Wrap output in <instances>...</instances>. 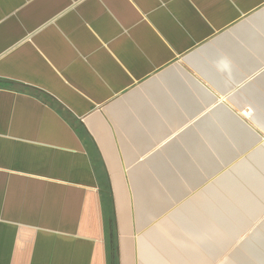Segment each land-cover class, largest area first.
Here are the masks:
<instances>
[{
  "label": "crops",
  "instance_id": "0c3cea01",
  "mask_svg": "<svg viewBox=\"0 0 264 264\" xmlns=\"http://www.w3.org/2000/svg\"><path fill=\"white\" fill-rule=\"evenodd\" d=\"M263 8L264 0H0V264H107L102 193L91 146L105 157L112 176L121 264H182L165 257L169 252L159 238L171 228L168 217H162L167 198L149 171L165 169L161 152L146 155L142 167L135 166L125 176L116 131L109 123L115 118L121 124L127 115L122 107L126 96L143 109L134 97L135 88L184 71L181 59L213 56V66L201 60L216 78H228L236 86L248 82L242 93L251 94L254 84L264 89L263 65L244 74L248 80L234 74L238 69L233 65L249 60L246 48L262 49L263 38L249 34L251 28L264 30ZM253 14L251 24L239 25ZM230 29L242 36L246 48L232 49ZM220 34L225 35L214 41L215 47L227 49L230 58L220 51L218 57L208 43ZM200 46L199 52L187 56ZM192 79L204 101L212 98L213 108L221 106L215 120L224 123L227 108L234 109L228 91L214 85L219 92L214 98V91ZM152 88L155 85L144 90ZM262 101L256 99L261 105ZM190 105L189 98L187 108L177 107L184 113L178 121L167 117L176 111L162 107L166 126L151 124L149 112L138 111L149 120L143 126L156 140L135 139L139 159L150 148L166 145L168 160L176 161L177 131L186 130L179 135L182 143L189 137L191 141V121L205 111V106L199 107L192 115ZM253 114L241 113L264 128ZM203 120L194 121V127L207 130ZM80 123L91 139L82 138ZM128 124H121L120 132L134 131ZM160 129L166 133L157 132ZM123 148L132 165L131 148ZM258 149L264 153V142ZM169 168L167 164L163 184L175 195L176 175ZM151 222L154 225L148 227ZM133 224L140 230L135 236ZM205 260L200 255L194 263L211 264Z\"/></svg>",
  "mask_w": 264,
  "mask_h": 264
},
{
  "label": "rangeland",
  "instance_id": "374dc122",
  "mask_svg": "<svg viewBox=\"0 0 264 264\" xmlns=\"http://www.w3.org/2000/svg\"><path fill=\"white\" fill-rule=\"evenodd\" d=\"M260 11H264V8ZM254 15H249V17L239 22V25L244 23L245 25L251 24L250 21H252L251 18ZM239 25L237 24L234 27ZM227 32L230 33L229 37L231 36L232 41H234L232 49L236 51L239 47L246 48L244 43L241 42L242 36L239 37V35L232 33L231 29ZM225 34L218 35L212 39L213 41L210 40L208 43L215 48L218 57L223 55L230 58V53H227V49L224 48L222 50L219 47H215L214 44L218 37ZM250 35L258 37L260 40L263 38L261 46L264 50V30L251 28ZM202 46L196 48L187 56L199 52ZM246 49L249 51V60L246 62L235 61L233 65L238 69L234 70V74L243 75L248 80L249 77L244 74L248 71L251 72L257 66L263 65L264 67V51L260 48L256 50L252 47ZM252 56L258 62L254 61ZM212 57L203 56L205 61L197 56L188 62H184L181 59L179 61L183 64L184 71L188 72L189 75L188 73L184 74V71L176 70L171 76L162 78L159 83L148 81L140 84L133 92H135L134 97L138 96L139 103L143 104V109L141 110L130 101V96L122 99L124 100L122 107L127 115L121 119V124L125 127L124 125L128 121L127 127L134 130L130 131L129 135L127 132H120L122 126L117 123V120L115 121V118H112L109 124L116 131L119 145V149H116L119 155L118 159L124 164V173L127 176L132 168L137 165L140 167L141 163L148 159V157H145L146 155L153 151L161 152L159 158L164 160L165 169L159 173V171L155 172L149 167V171L150 175H153L154 180L161 185L168 201L162 217H168L171 228L169 233L162 234L161 232L159 237L165 249L169 252L166 255L164 251L167 259L178 260L182 264H193L195 257L201 255L203 259H206L205 261L210 260L211 264H264V153L258 149L261 143L251 141V138L241 127L234 125L228 119L224 123H219L218 119L216 121L215 116H212V114L205 120L204 117L207 116V113L210 114L213 111L214 104L208 105L210 100L204 101L201 90L197 94V90L192 85L193 79L190 74L204 81L216 94H219L215 88L216 86L220 87L221 91H228L226 94L228 97L233 98L231 105L234 110L240 114L242 110L244 112L253 111V115H258L259 123L263 126L264 104L257 103L256 99L264 101V89H261L260 84H254V86H251L253 88L248 87L253 89L251 90L252 92L249 91L251 94L242 93L243 87L248 83L244 81L245 79L235 77L234 80L242 79L244 81L243 84L236 86L228 78H222V80L216 78L206 65L208 63L213 66ZM250 61L252 65L246 69L245 64H249ZM177 62H174L171 67L177 66ZM241 65H244V67H241ZM203 75L207 78L204 79ZM253 80L255 79H251V81ZM154 85L155 88H152L153 90H144L146 86L154 87ZM189 98L192 108L189 110L192 115L198 112L197 109L199 107L203 108L205 106V111L191 121L193 123V138L191 141L189 137L186 140V144L182 143L183 141L179 139V135L186 130L180 129L177 131L176 140H178L179 145L175 146L177 152L173 157L176 161L171 164V161L168 160L169 157L164 152L166 145L161 147L158 145V148L152 149L139 159V151L133 144L136 142L135 139L137 138L136 143H142L144 139L147 143H154L156 140L150 136L153 132H149L143 126V123L149 120L138 111L149 112L147 114L151 124L153 122L166 126L167 117L171 119L174 116L177 121L179 120L178 117H182L181 114L184 113L179 114L177 107L187 108ZM166 106L172 108L176 113L164 115L161 109L164 107L167 110ZM166 115L167 117H165ZM185 118H187L186 113ZM197 119H204L203 126L205 124L207 130L204 127L203 129L194 127V121ZM247 122L256 126L261 135L264 136L263 127L255 125L253 120H247ZM79 126V130L82 131V138L91 139L87 132L83 130L81 123ZM141 127L145 129L141 131ZM161 129L157 132L166 133V130ZM132 136L134 139H132ZM142 137L144 138L140 140ZM126 145L133 152L135 162L131 163L132 165H129L128 160L125 159L123 146ZM90 150L94 159H92L93 168L98 171L99 189L102 193V224L104 225L107 264H121V240L112 176L105 157L101 153L96 155L92 146ZM167 164L170 167L168 172L172 171L173 175H176L173 177L174 187L178 190L175 195L171 190H167V187L163 184L164 181H167L162 175L163 173L166 174ZM127 182L130 184L129 177H127ZM133 225L132 233L135 236L140 233V230L136 224ZM152 225L154 224L151 223L148 227Z\"/></svg>",
  "mask_w": 264,
  "mask_h": 264
},
{
  "label": "water",
  "instance_id": "95a60500",
  "mask_svg": "<svg viewBox=\"0 0 264 264\" xmlns=\"http://www.w3.org/2000/svg\"><path fill=\"white\" fill-rule=\"evenodd\" d=\"M194 77V79H197L200 83H201V87L202 89H205L206 91H211L213 94V90L211 88H209L207 86V84L204 81H201L200 79H198L196 76L192 75ZM208 80V79H207ZM218 97L217 94L214 95V98ZM213 103V99L211 98V101H209L208 105H212ZM221 107V106H220ZM220 107H215L213 109V111L209 114L210 115H215V117L217 115H219V113L222 110H219ZM227 112H228V120L233 123L234 125H238L239 127H241L243 129V131L251 138V141H254L255 143H261L262 140L264 139V136L261 135L260 131L258 130V128L254 125H251L250 123L247 122V120L236 110L234 109H230L227 108Z\"/></svg>",
  "mask_w": 264,
  "mask_h": 264
},
{
  "label": "bare ground",
  "instance_id": "6f19581e",
  "mask_svg": "<svg viewBox=\"0 0 264 264\" xmlns=\"http://www.w3.org/2000/svg\"><path fill=\"white\" fill-rule=\"evenodd\" d=\"M232 99H233V98H232ZM219 110H220V109H219ZM252 110L255 111L254 108H252ZM242 111H243V110H242ZM257 117H258V115H257ZM257 117H256V118H257ZM258 118H259V117H258ZM258 120H259V119H258ZM253 121L255 122L256 125H259L258 122H257L256 120H253ZM260 126H261V125H260ZM263 142H264V141H262L261 144H262ZM152 149H153V148H150L147 152L151 151ZM125 175H126V173H125ZM126 176H127V175H126ZM129 189H131L130 184H129ZM130 192H131V190H130ZM134 213H135V212H134ZM135 219L137 220L136 213H135ZM151 223H152V222H151Z\"/></svg>",
  "mask_w": 264,
  "mask_h": 264
}]
</instances>
